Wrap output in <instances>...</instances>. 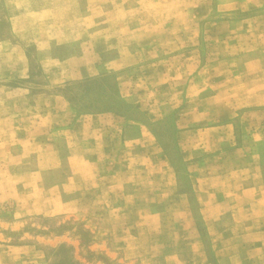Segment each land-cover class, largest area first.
Returning <instances> with one entry per match:
<instances>
[{"label":"rangeland","instance_id":"rangeland-1","mask_svg":"<svg viewBox=\"0 0 264 264\" xmlns=\"http://www.w3.org/2000/svg\"><path fill=\"white\" fill-rule=\"evenodd\" d=\"M0 264H264V0H0Z\"/></svg>","mask_w":264,"mask_h":264}]
</instances>
